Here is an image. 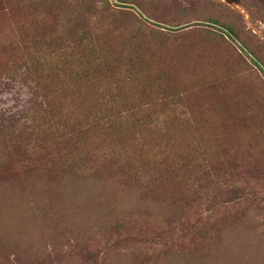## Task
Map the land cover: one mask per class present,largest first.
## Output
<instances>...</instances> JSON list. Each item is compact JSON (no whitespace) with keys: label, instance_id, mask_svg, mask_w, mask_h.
<instances>
[{"label":"trees","instance_id":"1","mask_svg":"<svg viewBox=\"0 0 264 264\" xmlns=\"http://www.w3.org/2000/svg\"><path fill=\"white\" fill-rule=\"evenodd\" d=\"M236 1L248 10L258 7L264 13V0ZM67 3L0 0V58L7 60L0 62V79L26 64L32 54L30 42L55 50L63 37L70 38L81 26L88 28L86 21L92 16L97 19L93 29L99 26L102 32L99 35L94 30L96 37L105 38L113 30L114 26L108 29L104 25L106 14L118 9L109 0H83L87 8L92 5L88 12L83 7L62 9ZM116 3L131 11L130 39L135 31L144 29L155 43L146 47L159 53L139 60L140 51L133 57L125 54L129 47L125 46L118 55L110 52L112 59L101 53V61H93V70L104 75L136 69V81L140 82L148 80L145 65L161 90L180 94L184 87L170 84L172 75L179 72V83L192 84L195 89H186L185 95L199 96V104L188 107L192 128H187L188 136L176 152L142 161L137 146L130 145L126 136L103 135L107 128L100 121H83L100 105L89 84L79 95L71 93L69 100L58 104L54 103L57 95L45 93L37 107L50 105L48 122L57 131L35 140L34 132L26 133L33 123L24 124L12 115L8 118L0 97V264H88V260L83 263L78 259L76 250L102 242L115 227L152 223L174 228L195 211L207 215L195 226L193 248L179 245L160 249L155 256L141 243L126 238L108 246L104 264H242L237 256L245 257V264H263L264 208L254 207L248 199L226 198L246 183L248 176H264V107L259 100L241 97L238 80L244 72L236 76L231 72L243 52L264 73L263 46L245 25L228 15L221 18L216 3L193 2L189 7L178 0ZM187 32L198 35V42L189 41L185 49L176 51L170 40L179 36L182 40ZM112 42L109 35L104 49H111ZM157 66L171 72L161 76ZM224 119L236 121L233 133L240 131L232 135V141L228 136L225 139ZM62 121L68 129L64 130ZM84 123L87 125L82 126ZM170 140L167 137L165 142ZM116 142L128 152L127 159L119 157L116 150L105 149L107 143L115 147ZM125 169H130L129 173L134 169L131 177L122 175ZM218 200L229 203L216 213L209 212ZM221 247L224 259L216 258ZM255 249H259L256 255Z\"/></svg>","mask_w":264,"mask_h":264},{"label":"rangeland","instance_id":"2","mask_svg":"<svg viewBox=\"0 0 264 264\" xmlns=\"http://www.w3.org/2000/svg\"><path fill=\"white\" fill-rule=\"evenodd\" d=\"M109 1L113 7L116 6L115 8L119 10H112L106 14L105 27L110 29L111 26H114V28L105 38L104 36H95L94 30H97L99 35H102V32L97 29L99 26L93 29L97 19L92 16V20L86 21L88 28L81 26L79 30L76 29V31L78 30L77 32L75 31L76 33L73 30L72 32L74 33H71V37H63L55 50L35 47L34 41L30 42L29 52H32V54L26 64L22 68L10 71L8 73L10 75L6 74L3 79H0V97L4 100L2 110L7 112L6 116L8 118L12 115L15 120L20 119L24 124L33 123L26 133L30 135V133L34 132L33 139L35 140L37 136H42L47 132L53 134L57 131L56 127L52 126L51 122H48V116L51 113L50 105L44 103L41 108L37 107L39 100L44 97L45 93L50 92L53 95H57L58 98H56L54 103L58 104L61 100H69L71 93L79 95L80 90L89 84L95 89L100 105L93 107V112L88 118H84L83 121H100L107 128V132H101L103 135L119 133L126 136L130 145L137 146V149H135L136 154L142 161L161 159L166 154L179 150L177 145L185 142L184 140H186L189 133L187 128L188 130L192 128L188 107H196L199 104V96L198 93L191 96L185 95L186 89L189 91L195 89L192 84L179 83L181 81L178 78L181 76L177 77L179 72H175L172 75L170 84L179 86L180 89L184 87L185 91H181L180 94L170 90H161L159 88L160 85H155V75L153 76L152 70L146 69L145 65H143V69L148 80L140 82L136 81V69L135 72L126 70L116 74L105 73L104 75L93 70V61H101L100 59L103 57L101 53L106 54L107 59H112L114 54L112 55L110 52L113 50L117 51L116 55H118L122 47L125 46H129L128 52L125 54L133 57H136L140 51L139 60L144 59L146 55L150 57L159 53L158 50H154L152 47V49L146 47L148 44L151 46L155 45V43L150 38L149 32L144 29H139L138 32L135 31L132 39H130V34L133 33L129 29L128 20L131 11L116 5V0ZM178 1L183 7L192 6L193 2L203 3L206 1L216 3V11L218 15L222 16L221 18H226L228 15L239 24L245 25L255 35V42L264 48V13L258 7L248 10L245 5L236 0ZM63 6L61 8L65 9L66 7L67 11H71V9L79 10L80 7H83L88 12L92 5L87 8L83 0H68V3L63 4ZM161 11L164 13L163 10ZM96 12L98 13V11ZM96 12L94 11V13ZM114 12L116 13L114 14ZM79 22L84 23L82 19ZM149 24V27H151L152 23ZM109 35L113 42L109 45L111 49L108 50L104 48H107L105 40ZM179 37L173 38L169 43L170 45L172 44L176 51L185 49L189 41L198 42L196 38L198 39L199 36L193 32H187L182 40ZM142 46L146 48L143 49L141 48ZM168 48H170L169 45L164 46L165 50ZM72 53H75V56L72 55L74 59L69 56ZM236 60V66L233 67L231 72L235 76L244 72L241 75L242 78L237 79L240 87L238 91L241 97L246 101L259 100V104L261 102L264 107V73L258 69V65L255 64L249 54L242 52V56ZM6 61L4 58L2 60L0 58L2 64H5ZM142 62L144 64L146 61H140L139 63ZM9 64H12V62L9 61ZM157 72L161 76H166L171 72V69L164 70L163 67L157 66ZM164 86H167V84ZM231 106L235 110L234 103ZM224 121L226 127H223V131L226 132L228 130L225 139L227 141L228 136L230 137L229 140L232 141L234 138L232 135H236L240 131L232 132L236 127V121L233 119L228 120V122L224 119ZM62 122L64 130L68 129L67 123L65 121ZM85 125L87 123L82 126ZM151 137L157 138L152 140ZM167 137H171V140L166 143L165 139ZM236 142L238 144L239 139ZM115 145L114 147L113 143H107L105 149L112 152L116 150L115 153L119 154V157L127 159L129 157L128 152L125 153L118 142ZM132 150L130 149L129 152H132ZM226 160L229 161L228 159ZM118 161L122 160L119 158ZM115 168L116 170L120 169V167ZM125 170L126 173L121 174L124 177H131V172L134 169L130 173V169ZM245 181L246 183L241 184L236 192L228 193L226 198L248 199L254 207L263 209L264 176L259 177L256 174H252ZM226 203L229 202L224 203L218 200L216 204L210 207L209 212L216 213L220 207L227 206ZM201 212H193L191 216L189 215L186 222L182 220V224L174 228L156 227L152 223L147 225L131 224L126 228L115 227L109 235H106L102 242L81 250L77 249L76 255L83 263L88 260L86 262L88 264H104V255L108 246L119 240H126V238L136 241L138 244L141 243L142 245L140 246L148 248L150 254L155 256L160 252V249L178 248L179 245L193 248V245L197 242L194 239L195 226L199 221L203 222L202 220L207 215ZM258 252L259 249L253 251L255 255ZM224 255L225 249L221 247V252L217 253L216 258L224 259ZM236 258L244 264L248 262L243 256H237ZM262 263L264 264V259ZM220 264L226 263L222 261Z\"/></svg>","mask_w":264,"mask_h":264}]
</instances>
